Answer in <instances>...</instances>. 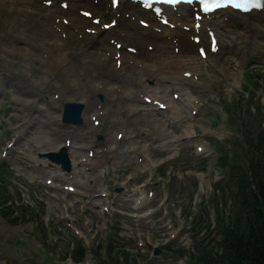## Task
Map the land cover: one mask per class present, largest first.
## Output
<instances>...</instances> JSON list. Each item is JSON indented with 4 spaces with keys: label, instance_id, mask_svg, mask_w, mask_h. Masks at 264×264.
I'll use <instances>...</instances> for the list:
<instances>
[{
    "label": "rangeland",
    "instance_id": "374dc122",
    "mask_svg": "<svg viewBox=\"0 0 264 264\" xmlns=\"http://www.w3.org/2000/svg\"><path fill=\"white\" fill-rule=\"evenodd\" d=\"M12 14L13 13H11V15ZM14 15L13 17H7L6 12H0V19L5 18L4 30L6 34L5 41L2 42V46H0V75L1 71H3V75L17 77L24 87L27 86V90L29 91L31 89L30 85H26V83L21 80L22 77L20 75L13 74L10 71L21 73V75L30 78L32 84H34V80L38 82V76L44 75L42 69H45L48 65L53 63L51 73L47 74V78L50 82H47L45 88L41 90L43 92L41 96L49 95V99L45 97L46 102L51 104L50 98L53 97L51 96V92L54 90L60 91L61 95L63 92H67V97H72L71 94L74 90L71 89L73 85L70 84L69 78L74 82L75 90L82 91L83 84L76 77L72 76L73 71L77 72V69L84 68L86 73H90L99 67L98 65H108L107 62L96 61L90 53L83 54L79 57L75 56L76 44L80 42H75L72 39L68 41V47L67 49H63V51H60L57 46L46 45V48L50 49V55L52 57L49 61L40 62L35 58L29 59L26 55L10 48L11 38H9V36L12 35L11 32L23 33L26 31L25 24L19 19H15ZM245 31H247V29ZM263 34L264 30L261 36L260 34H256L255 36L253 33L251 35L249 34L248 37L250 39L255 38L254 40L264 44ZM250 41L253 42V40ZM245 44L250 45L248 42ZM243 45L237 48L236 53H238V56L227 55L221 63H218L222 57L227 54L225 53L216 62L209 60L210 66L208 64L203 65V62L200 64L205 68L203 74L205 84L203 99L200 105L194 108V110H196V113L193 114L195 119H189L186 110L183 112L184 116L186 115L185 118H180L185 120L182 124V131L184 128L183 125L187 126L188 122L194 121L195 130H192L193 136L188 140L184 139L176 142L174 147L169 146L171 150H175L177 146L180 147L183 145V141H187L186 145L180 149L179 155L169 162L173 169L171 171L172 178L167 190L169 193L168 200L166 201V207L164 208V206H162V209L155 214L156 219L161 218L160 229L147 225L143 220L134 221L130 216H118L114 213L102 216L87 212L79 221L78 211L69 212L66 209V201L61 193L62 189L50 188V184L48 185L45 182L44 178L48 177L47 179H50L48 173L44 171L47 167H39L38 162L42 166V162L48 159L46 157H41L39 161L36 160L37 162L32 160L30 156L25 155L22 151V148L27 145H19L15 148H10V146H8L7 131L10 116L21 110H25L27 114L28 107H24L18 98H23L22 100L25 101L29 99V97L25 96V91L21 89H17L15 93L18 97H10L12 90H7V94L6 88H2L3 85H0V123L2 124V128H0V218H2L7 225L18 228L11 233H3V231L0 230V258L6 264H66V260L70 254L68 245L75 238L79 239L86 247L87 257H95L98 254L95 244L103 241V233L94 226L85 228L82 225L84 219L90 218V221L97 227L100 226V228H104V223L107 224L110 234L113 231L112 226H115L118 222H121L122 226L127 230L128 228H133L134 231L140 230L141 234L145 236H149V234L153 233V236H150L151 238L156 237V242L162 248V252L158 256L152 257L147 264H182V260L173 254L172 249L177 247L190 249L193 247V242L190 237L191 232H188L189 222L191 220L188 213H196L197 216H199V214L204 211V206L201 205L202 198H207L211 192L212 183L219 177L218 172L214 171L212 168V156H214L215 161H219L218 156L221 154L222 150L232 149L227 142L234 137L233 131L235 128L232 127L234 125L228 124L229 109L227 107H230L231 111H233L235 107L247 108L252 106L258 99L261 105L264 106V83H251L247 76V73L250 72H253V74L262 72V75H264V51L259 53L255 52L250 46L252 52L251 59L245 63V66L238 68L237 57L240 59V47H243ZM61 52H67L65 56V59L68 60L65 66L67 71H65V68L62 66V62L54 61V58L58 57ZM72 59L74 62L71 61ZM109 62L113 63V59L111 58ZM126 66L127 65H124L125 68ZM221 67L227 68L237 73V75L233 76L227 72L226 69L223 71L224 69H221ZM127 68H129V66ZM23 71H26L28 74H24ZM1 79L2 76H0V84ZM111 79L113 81L114 77H111ZM55 80L61 82L60 88L55 86ZM120 81L121 84H123L122 78L115 79L116 83H120ZM11 82L12 81L9 80L6 83ZM14 84L16 83L14 82ZM23 86L19 87L24 88ZM29 93L27 94L31 96L34 94L33 91ZM113 94V90L104 87L102 91H94L92 96L93 99L100 102L106 99L107 102L104 104H107L110 96ZM99 96H101L102 99H100ZM124 99H127L129 103L138 105L144 104L137 101L135 96L124 97L123 95H119L117 100L122 101ZM37 102L38 103L32 104L29 110L44 113L45 111L43 108H45V106L38 99ZM66 102L69 101L62 96L61 104ZM115 109H118L117 104L114 105L111 112L108 110L103 114L106 115L110 112L109 117H102V124L107 120L119 123L124 120V117H127L126 115L120 114L119 111L121 109H118L117 112H115ZM91 114L92 113H89L88 115ZM53 115H56V113ZM130 121L131 120H129V122ZM166 122L167 126H169L168 118H166ZM114 125L115 123H106L104 128L105 132ZM119 127L125 130L122 125H119ZM205 130H211L213 134ZM37 132L41 136H45L46 130L41 129ZM171 132L174 133L173 131ZM100 133L102 134L101 125ZM137 133L138 132H135V134ZM167 138L168 135L162 139L164 145ZM145 141L148 146H150L148 139H145ZM197 143L203 148L202 151L196 150ZM223 145L225 146L221 149L220 146ZM12 150L16 153H11ZM120 151L122 152H118L119 154L117 153V155L115 153L114 155L111 154L112 161L123 160V163H125L135 159L132 153L128 155L127 152L123 150ZM136 151L139 152L138 150ZM3 152L4 155L2 154ZM7 152L11 155H8ZM29 152L30 151H28V153ZM115 156L116 158H114ZM123 157H125V159ZM156 158L157 155H154L152 160H156ZM19 165L22 169L17 170ZM136 165L138 166V164ZM131 166L133 167V164ZM71 170H73L72 166ZM22 172H29L33 174L34 177L31 179V177H28L26 174V176L31 179L28 180L22 175ZM124 177L125 176H122L121 178L124 179ZM108 185L110 187L117 186L116 181H110ZM95 189L98 190L97 188L93 190ZM146 191L147 188L145 189V193ZM192 193L193 196H191ZM165 194L166 192L160 189V185L156 184V196L146 205L148 207H153V209L158 208ZM3 196L8 198V204L2 203ZM52 196L57 198L55 202ZM78 199H81V197ZM95 200L96 202H100L102 196ZM103 204L108 205L107 202ZM205 205L208 207V202H206ZM132 206V203H124L122 207H127V210H130ZM78 208L79 206L76 205V207L72 208V211L79 210ZM1 209L3 211H1ZM100 209L101 208L97 209L96 212ZM69 218H71L73 222L69 221ZM211 218H213V214H211ZM161 225L163 226L161 227ZM127 232H129V230ZM114 240L115 238L109 235L108 243L112 244ZM123 245L132 252H135L134 239L129 241L124 240ZM144 246V251H146L147 244H144ZM63 256L66 257L63 258ZM184 262L186 261L184 260ZM101 264H106L105 260ZM186 264L189 263L186 262Z\"/></svg>",
    "mask_w": 264,
    "mask_h": 264
},
{
    "label": "bare ground",
    "instance_id": "6f19581e",
    "mask_svg": "<svg viewBox=\"0 0 264 264\" xmlns=\"http://www.w3.org/2000/svg\"><path fill=\"white\" fill-rule=\"evenodd\" d=\"M61 3H64L65 7ZM116 8L113 9L110 2L106 0H0V12H6L9 16L11 13L15 14L14 18L19 19L26 27V31L23 33L11 32L12 35L9 36L11 38L10 48L26 55L29 59L35 58L40 62L49 61L52 57L50 49H47L46 45L57 46L60 51H63V49H67L68 41L71 39L75 42H80L76 44L75 56L79 57L90 53L93 59L98 62H109L111 58L113 59L116 51L114 44L112 45L107 41V37H117L126 44L131 43L136 46L135 54H129L122 48L120 49L123 61L119 67L115 65L114 59L113 63H110L109 71L114 74L113 81L105 70L100 67H97L92 75L86 73L84 68H79L77 69V79L83 84L82 91L75 90L74 82L69 78L70 84L73 85L71 89L74 90L71 94L72 97H67V92H63L61 95L60 91L54 90L51 95L53 97L50 98L52 107L43 104L49 107L46 121L51 144L48 147L34 145L32 146V153L48 150L55 151L61 147L65 137H70L72 141L67 150L71 157L73 170L61 173L58 165L48 161L47 157L48 160L42 162V167L46 166L47 169L43 170L53 176L62 175L61 178L75 182L81 180L87 182L93 178V186L97 189L101 186L102 175L101 172H95V164L101 161L104 149L114 151L117 143L97 142L95 137L97 134H101L100 125L90 127L89 119L92 114L87 116L86 109H90L93 114L101 113L103 115L108 110H112L114 105L117 104L118 109H121L119 112L122 115L129 116L139 112L130 122L125 120L121 124L125 128V137L131 140L139 139L140 137L135 132L148 133L152 128H156L160 132L159 136L165 131L168 132L165 145L174 147L176 142L184 139L188 140L193 136L192 130H195L194 121L188 122V128L183 125V131L176 135L168 129L166 118H185L186 115L184 116L183 112L187 111L190 106H192L191 109L198 107L203 99L205 90L203 80L205 68L200 65L202 59L199 58L196 52V44L189 38L190 35L196 34L193 27L194 19L191 16V9L182 7L177 11L169 10L168 17L175 24L174 28L170 29L167 26L160 25L155 18H149L148 13L141 11L135 5L124 2ZM86 11L93 17H102L105 23V19L109 17L116 18L118 23L109 30H101L99 24L91 22V17L84 16ZM118 13L119 15L117 16ZM125 13H128V17H125ZM139 17L149 19L148 28L144 29L138 25L137 18ZM4 23L5 18L0 19V46H2V42L5 41L6 37ZM183 24L188 25L190 27L189 30H184L182 28ZM206 26L215 29L220 43V50L217 53L211 54L208 52L207 54V59L212 62H216L225 53H236L238 46L244 44L243 47H240V59L237 57L239 68L245 66L247 60L252 57L250 46L255 52L264 51V44L257 42V40H254L255 38L250 39L248 37L249 34L254 33L255 36L256 34L261 36L263 33L264 8L261 11L251 10L246 15L227 9V11L216 12L209 17H202L199 28L200 43L202 44H206L208 40L205 31ZM156 27L160 29L159 32L155 31L154 28ZM246 29L247 31H245ZM250 40H253V42ZM246 42L250 43L249 47H246ZM148 44L153 46L151 51L147 49ZM175 46L178 47L177 52L174 50ZM66 55L67 52H61L58 57L54 58L55 62H62L65 71H67L65 66L68 63V60L65 59ZM124 65H128L129 68H125ZM52 66L53 63L42 69L44 75L38 76V82L41 84L34 80V84L30 85L34 90L33 96L26 94L25 96L29 97V99L25 101L22 100L23 98H18L24 107H28L27 114H29V107L38 103L37 99L42 102L41 95L43 92L41 90L45 88L47 82H50L47 74L51 73ZM221 69H224L223 71L226 69L233 76L237 75V73L227 68L221 67ZM185 71H190L192 75L184 77L183 73ZM124 72L130 80L127 86L121 84V81L120 83L115 82V79L121 78V74ZM23 73L28 74L26 71H23ZM5 76L15 80L17 85L23 86L17 77ZM51 83L53 84L52 80ZM54 84L57 88L61 87V82L59 81L55 80ZM2 85L4 83H1ZM104 87H108L114 92L107 104L93 99L92 96L94 91H102ZM145 92L149 93L153 99L164 100L167 103V109L161 110L152 103L147 104L140 101V94ZM173 92L178 93L177 99L172 97ZM119 95L124 97L135 96L137 101L144 104L129 103L127 99L118 101ZM46 96L49 99V95L47 94ZM62 96L67 100H80L84 104L85 120L81 127H66L60 122ZM55 113L56 115H53ZM187 117L191 120L195 119V116L190 114H187ZM139 118L144 119L146 124L140 125L138 122ZM205 131L208 132L207 130ZM112 135L110 131L106 134V136ZM145 139L142 138L140 140L138 147H132L139 151L137 152L138 156L143 157L140 163L138 161L136 163L138 164L135 169L136 172L148 165L147 156L150 150ZM86 148L93 150L94 155L91 158L88 157ZM84 151L86 154H84ZM115 154L117 155V153ZM34 158L39 161V157L34 156ZM123 158L125 159V157ZM27 176L32 177L30 174H27ZM47 178H44L45 182ZM96 191L98 190L95 189L92 192ZM100 197L101 195L97 198ZM141 197L142 192L138 194L137 198ZM149 216L147 215V217ZM17 229L7 225L0 218V230L3 233H11ZM0 264L6 263L0 258Z\"/></svg>",
    "mask_w": 264,
    "mask_h": 264
},
{
    "label": "trees",
    "instance_id": "16d2710c",
    "mask_svg": "<svg viewBox=\"0 0 264 264\" xmlns=\"http://www.w3.org/2000/svg\"><path fill=\"white\" fill-rule=\"evenodd\" d=\"M247 76L255 84L264 81L259 72ZM256 113L260 115L259 108ZM233 117L238 120L235 140L227 143L235 150H222L218 156L223 172L214 187L217 192L210 198L214 221L204 210L205 223L202 225L200 216L193 223L197 226L194 249L176 251L179 257L188 253L190 264H264V114L258 124L250 107L237 109ZM227 200L229 208H225ZM199 231L205 233L198 236ZM71 255L74 260H81L85 248L76 243ZM109 261L119 264L116 255H110Z\"/></svg>",
    "mask_w": 264,
    "mask_h": 264
},
{
    "label": "water",
    "instance_id": "95a60500",
    "mask_svg": "<svg viewBox=\"0 0 264 264\" xmlns=\"http://www.w3.org/2000/svg\"><path fill=\"white\" fill-rule=\"evenodd\" d=\"M84 105L80 102L67 103L62 113V121L67 123L77 124L81 121L80 112L83 110ZM52 159L61 162L62 166L66 169L69 168V160L66 155L65 149H61L60 153L52 154ZM156 253L158 250L155 251Z\"/></svg>",
    "mask_w": 264,
    "mask_h": 264
},
{
    "label": "snow or ice",
    "instance_id": "6c2138e0",
    "mask_svg": "<svg viewBox=\"0 0 264 264\" xmlns=\"http://www.w3.org/2000/svg\"><path fill=\"white\" fill-rule=\"evenodd\" d=\"M205 6V10H209V0H202ZM230 3L233 4L234 7L240 8L243 6V4L249 3V0H243V4L241 2H237V0H229ZM215 7H220L221 5L219 3L214 4ZM252 7H260L261 5L259 2H255L251 4ZM247 10V9H245Z\"/></svg>",
    "mask_w": 264,
    "mask_h": 264
}]
</instances>
